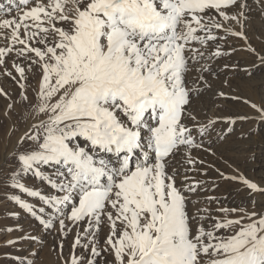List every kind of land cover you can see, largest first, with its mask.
I'll return each mask as SVG.
<instances>
[{
	"label": "snow or ice",
	"instance_id": "obj_1",
	"mask_svg": "<svg viewBox=\"0 0 264 264\" xmlns=\"http://www.w3.org/2000/svg\"><path fill=\"white\" fill-rule=\"evenodd\" d=\"M71 4L68 8L67 0H33L18 20L0 21V28L12 27L8 38L23 45L16 50L19 55L39 58L33 61L41 74L38 112L47 117L33 126V134L21 138L35 147L16 158L23 172L62 195L45 197L18 182L13 187L53 207L68 204L67 219L87 221L85 233L106 218V243L119 264H264V212L218 221L211 230L198 225L193 234L191 221L197 217L189 216L186 197L168 172V158L181 145L193 143L182 120L192 91L185 77L189 62L203 54L190 45L216 39L211 29L221 25L214 18L204 22L207 10L236 20L222 9L237 0ZM205 30L206 36L198 34ZM33 40L45 47L29 46ZM12 50L0 48V62ZM16 71L24 75L22 68ZM73 138H83L84 146L73 145ZM94 153L111 154L115 162ZM44 168L53 169L56 178ZM243 183L264 191L248 180ZM223 229L229 234L218 235ZM91 252L98 255L95 244Z\"/></svg>",
	"mask_w": 264,
	"mask_h": 264
},
{
	"label": "rangeland",
	"instance_id": "obj_2",
	"mask_svg": "<svg viewBox=\"0 0 264 264\" xmlns=\"http://www.w3.org/2000/svg\"><path fill=\"white\" fill-rule=\"evenodd\" d=\"M32 6L33 0H30L27 5H17L10 12H0V21L18 20ZM67 7H72L71 0H67ZM222 10L237 19L225 20L216 10H207L204 22L214 18L221 27L216 28L220 29L214 35L216 39L200 43L202 45L198 47L197 51L208 53L203 59L207 67L198 65V59L191 60L185 77L191 90L197 80L203 84L201 90L190 92L192 105L188 112L201 121L200 125L206 126L204 135L209 142L185 145L180 155L185 158L187 169L183 173L168 171L175 175L179 189L183 174L187 179L194 177L189 180L195 183L196 191L200 190L199 193H188L180 189L186 197L189 216L197 217L191 221L193 234L198 225L211 230L218 221L235 219L245 213L264 212V191L249 189L240 179L256 184L257 189H264V63H261L264 58V0H237V4ZM23 31L21 28V38ZM11 32L12 27L0 28V48L13 49L6 51L0 62V264H72L73 259L76 264H88L89 259L92 264H119L111 246L106 243L110 232L106 218L85 233L87 221L73 223L67 219L71 211L68 204L53 208L40 196H31L13 187L18 182L45 197L62 195L31 172H23L16 158L19 153L35 147L33 141L21 138L33 134L37 130L33 126L47 117L38 112L41 74L33 61L39 58L34 53L19 55L16 50L23 45L8 38ZM232 32H242L243 36L232 35ZM28 43L32 47H45L35 40ZM216 52L220 55H215ZM17 67L24 70L23 76L16 71ZM206 95L217 98L210 100ZM121 119L125 118L121 116ZM209 119H213L212 122ZM72 144L84 146L83 138H73ZM94 155L102 157L101 153ZM43 171L52 179L56 178L53 169L44 168ZM23 204L29 207L25 208ZM57 208L63 209L64 213L60 214ZM232 209L240 211L232 212ZM201 216L204 219H199ZM61 219L64 220L63 227ZM48 222L51 227H46ZM117 226L122 227L119 221ZM217 234L225 236L229 230H217ZM78 238L79 243H76ZM93 244L98 255L91 252ZM204 259L207 262L208 258Z\"/></svg>",
	"mask_w": 264,
	"mask_h": 264
},
{
	"label": "bare ground",
	"instance_id": "obj_3",
	"mask_svg": "<svg viewBox=\"0 0 264 264\" xmlns=\"http://www.w3.org/2000/svg\"><path fill=\"white\" fill-rule=\"evenodd\" d=\"M22 3H20V0H0V12H10L11 11V9L13 8V7H15V6H17V5H21ZM205 23H208V22H205ZM218 30H220V29H218ZM215 27L214 28H212L211 29V35H216L217 33V31H218ZM206 33H207V30H205V31H201V32H199L198 34L200 35V36H206ZM222 33V32H221ZM219 35V34H218ZM202 44H200V42L199 41H194V42H192L191 43V45H190V47L191 48H193V49H195V50H198V47H200ZM212 46V45H211ZM215 46V45H214ZM207 47V46H206ZM209 47V46H208ZM210 48V47H209ZM208 49V48H207ZM206 49V50H207ZM209 51V50H208ZM199 53H202L203 55L202 56H199L198 57V65H202V66H204V62H203V59H205V58H207V56H208V53L207 52H204V51H198ZM211 53V52H210ZM209 53V54H210ZM224 53V52H223ZM219 56V55H218ZM200 57H201V60H200ZM193 61V60H192ZM192 63V62H191ZM206 63V62H205ZM193 64V63H192ZM196 63L194 64V66H196V69L198 68V65H197ZM207 64V63H206ZM204 67H207V65L206 66H204ZM204 69V68H203ZM207 69V68H206ZM198 70H199V68H198ZM201 70V69H200ZM194 71V70H193ZM197 71V70H196ZM216 71V70H215ZM198 73V72H197ZM198 74H201L200 72L198 73ZM187 76H190V74H188ZM198 77V76H197ZM196 77V78H197ZM204 77V76H203ZM206 77V76H205ZM194 78H195V75H194ZM201 78V77H200ZM203 79V78H202ZM208 79V78H207ZM192 80V79H191ZM194 80V79H193ZM192 80V81H193ZM195 80H197V79H195ZM194 80V81H195ZM200 80V79H199ZM204 80V79H203ZM203 80H201V81H203ZM197 83H195V87L193 88V90L191 91V93H194L195 91H199V90H201L202 88H203V84L200 82H198V80L196 81ZM203 83H204V81H203ZM205 87V86H204ZM207 87V86H206ZM206 96H208L209 98H210V100L211 99H213V97H214V95L212 96V95H206ZM215 98V97H214ZM217 98V97H216ZM215 98V99H216ZM190 105H192V104H188L187 106H186V113H185V115L182 117V120H183V122H184V124L186 125V127L189 129V131H190V134H191V139H192V141H193V143L192 144H194V143H198V142H203V143H208L209 142V138L208 137H206L205 135H204V132L207 130L206 129V126L204 127L203 125H200V123H201V121L199 122L198 120H197V118H195L193 115H192V113L191 112H188L190 109ZM192 109V108H191ZM214 110V109H213ZM193 111V110H192ZM199 111V110H198ZM212 111V110H211ZM218 112V111H217ZM216 112V113H217ZM221 115V113H218V115ZM210 115V114H209ZM208 115V116H209ZM217 115V114H216ZM215 115V116H216ZM210 117H213L214 118V116H210ZM223 117V116H222ZM224 117H226V116H224ZM217 118V117H216ZM215 118V119H216ZM210 120V119H209ZM211 120H213V119H211ZM210 120V121H211ZM209 121V122H210ZM227 121V120H226ZM230 121V120H229ZM212 122V121H211ZM205 123V122H204ZM203 124V123H202ZM211 124V123H210ZM202 129H203V131H202ZM211 140V139H210ZM253 144V143H252ZM249 145V144H248ZM260 145V144H259ZM184 146L185 145H181L177 150H176V152H175V155H173V156H170L169 158H168V171H170V172H174V171H179V173H183L182 171L183 170H185V169H187V167H186V160H185V158H183L182 157V155H180V153L185 149L184 148ZM250 146V145H249ZM262 147V146H261ZM260 147V148H261ZM251 148V147H250ZM252 149V148H251ZM259 149V148H258ZM256 150V149H255ZM259 152L261 151V150H258ZM258 152V153H259ZM249 154H251V153H248V155ZM101 155H102V157H104V158H106V159H113V162H115L114 161V158L111 156V154H107V153H101ZM258 155V154H257ZM251 157V156H250ZM261 157V156H260ZM262 163V162H261ZM260 165V164H259ZM254 166H255V164H254ZM189 177V176H188ZM190 177H192V176H190ZM189 177V178H190ZM199 177V176H198ZM189 178L187 179V177L185 176L184 177V175L182 174V176H181V179L179 180V186H180V189H183L185 192H191V191H188L187 190V188L185 187L186 185L187 186H191V187H194L195 185H193V184H195L194 182H192L191 183V181H192V179H191V181L189 180ZM192 178H194V177H192ZM208 180V179H207ZM194 181V180H193ZM243 181V180H242ZM239 183V182H238ZM241 183V182H240ZM238 185V184H237ZM244 185V184H243ZM242 185V186H243ZM204 187V186H203ZM202 187V188H203ZM210 187V186H209ZM240 187H241V185H240ZM195 188V187H194ZM198 188H200V187H198ZM196 191V190H195ZM235 191V190H234ZM242 191V190H241ZM240 191V192H241ZM200 192V190L199 189H197V191L196 192H193V193H199ZM192 196V195H191ZM190 196V197H191ZM189 197V198H190ZM54 208V207H53ZM48 212V211H47ZM60 214H62V213H64V211L61 213V212H59ZM54 215V214H53Z\"/></svg>",
	"mask_w": 264,
	"mask_h": 264
}]
</instances>
